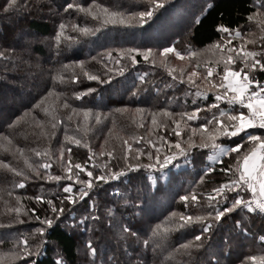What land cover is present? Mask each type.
I'll use <instances>...</instances> for the list:
<instances>
[{
  "label": "trees",
  "instance_id": "trees-1",
  "mask_svg": "<svg viewBox=\"0 0 264 264\" xmlns=\"http://www.w3.org/2000/svg\"><path fill=\"white\" fill-rule=\"evenodd\" d=\"M147 2L96 0L97 5L118 12L144 11ZM66 3H79L87 8L92 0H17V7L7 12L3 11L7 0H0V50L6 55L12 53L7 60L0 58V161L3 162L0 164V225H3L0 227V240L4 241L0 244V252L10 253L20 237L28 239L34 251L35 245L43 239V251L33 257L37 259V264H55L60 257L65 264H91L93 258L85 250V242L91 238L94 246L98 245L97 264L102 258L112 255L120 257L121 261L128 259L131 264H209L212 254L221 264H264V241L260 239L264 236V214L248 213L237 208L226 213L210 233L201 237L200 242L194 240V236L201 231V224L195 218L206 216L210 210L204 194L229 178L219 170L222 166L236 163L228 156L222 158L223 165L219 162L213 164L209 156L219 157L220 154L218 150H213L210 142L208 148L193 149L187 160L177 156L163 167L161 160V164L154 169L126 170V175L121 176L119 181L99 183L84 201L76 205L65 201L64 214L55 218L50 227L46 226L43 237L36 231L43 226L42 221L46 217H54V214L47 203H38L32 197L44 195L46 200L51 199L60 207V192L66 183L64 180L41 179L45 174L41 167L44 163L52 164L48 170L51 174L64 175L57 161L63 149V162L67 166V148H71V163L86 165L95 176L99 170L92 166L88 148L96 153L113 151V156L118 158L122 154L124 140L133 144V150L143 147L137 137H143L145 142L152 139L158 144L160 135L175 140L176 137L161 127L164 124L171 126V120L161 115L160 111L166 109L173 114V118H179L180 113L214 102L211 93L207 101L196 97V89L186 81L187 73L195 69L200 75L194 79L203 91L209 85L207 80L202 79L206 75L204 65L222 71L223 64H216L220 51L212 49L218 41L228 38L227 34L218 31L219 25L239 29L243 40L234 38L233 45L244 43L246 50L256 52L264 48V32L261 31L264 28L261 24L264 20V0H195V4L187 0L190 7L189 11L188 8L184 11L187 26H182L179 20L183 11L175 15L183 0H164V6L157 9L147 23L139 24L134 20L130 25L109 24L94 36L73 31L71 23L95 28L99 21L75 9L65 12ZM92 10L97 11L95 7ZM250 15L255 19L249 21ZM62 20L68 22L69 27L57 44L55 36ZM170 29L179 30L169 33ZM69 36L75 37V40L68 41ZM22 39H27V42ZM173 45L184 59L177 58L175 52L161 54L164 47ZM123 46L155 48L159 54L156 64L144 61L137 54L139 63L126 65L121 61L123 75H114L110 82L101 84L87 79L84 73L107 79V69L100 61L103 59L112 67L106 59V52L112 50L114 56L115 50ZM189 51L196 55L189 57ZM211 51H215L213 55ZM81 61L84 62L83 67ZM64 65L68 67L64 68ZM181 70L183 83L180 80ZM216 71L213 72V80L218 79ZM73 73L78 79H72ZM144 73L148 75L141 82L139 76ZM57 76L64 79H56ZM174 76L176 79H173ZM256 76L264 81V74L257 72ZM53 81L60 85L53 87ZM88 89L94 91L88 92ZM81 92L85 95L77 99L76 94ZM65 101L70 108L63 107ZM220 107L229 106L222 101ZM138 108L143 111L137 112ZM85 112H88L87 120ZM99 113L101 119L97 122L95 116ZM150 113L157 114V125L151 123ZM69 115L72 116L70 121ZM204 115L205 112L200 113L201 117ZM54 123H57L55 129L52 128ZM189 123L195 128L200 121ZM246 131L264 135V130L258 127ZM53 132L55 135H52ZM186 132L187 129L181 133L184 140L188 139ZM65 135L72 139L65 140ZM240 135L244 136V133ZM198 136L199 133L193 137L197 143ZM73 140H80V145L77 146ZM216 143L227 146L228 141L219 138ZM33 150L46 155L36 157ZM163 151L161 148L162 154ZM105 160L106 157H97L96 163L101 164ZM140 162L147 165L149 160L142 156ZM124 164V161L114 159L110 167L112 171H117ZM30 165L36 167L39 176ZM207 166L217 170L204 173L203 169ZM13 168L15 172L11 171ZM80 175L81 179H88L86 173L81 172ZM238 175L236 173L231 178L236 179ZM21 180L25 184L23 188L17 187ZM114 188L119 189L118 194H113ZM192 195H196V202L192 201ZM182 196L189 197L187 207L181 200ZM89 202H94V212L90 211ZM17 207L21 208L20 213L13 211ZM32 208L36 209V213L30 211ZM89 214L99 216V220L87 225L90 231H85L84 225L74 224L73 215L79 220ZM181 214L191 216L193 222L185 223L183 228L177 227L181 223ZM34 215H39L40 220L32 218ZM237 220L241 222L240 226H237ZM122 225L135 232L136 237H121ZM241 228L246 231H241ZM154 230L156 235H153ZM145 240L147 245L143 243ZM201 242L202 247L193 246ZM182 245L188 247L183 248ZM252 256L257 259L251 260ZM23 258L10 264H24L29 259Z\"/></svg>",
  "mask_w": 264,
  "mask_h": 264
},
{
  "label": "snow or ice",
  "instance_id": "snow-or-ice-1",
  "mask_svg": "<svg viewBox=\"0 0 264 264\" xmlns=\"http://www.w3.org/2000/svg\"><path fill=\"white\" fill-rule=\"evenodd\" d=\"M164 6V0H148L146 4V10L139 12H118L111 11L110 9L104 7L103 5H97L96 0H92V3L84 8L81 4L76 3H66L65 12L69 9H75L77 12H85L90 14L95 20L99 21V24L95 28H89L87 26L81 27L78 24L71 23V29L79 34L86 36H94L97 32H100L101 28L107 27L109 24H131V21L135 19L139 24H145L149 19H151L155 11ZM264 6V5H262ZM17 7V0H7L6 6L3 11L7 12L11 9ZM97 11H93V8ZM255 19V16L250 15L248 17L249 21ZM199 23V20H197ZM264 24V20L261 21ZM69 23L61 21L58 25V32L55 36V42L59 44L61 35L68 29ZM218 31L227 34V39L223 42L218 41L215 45L216 49L220 51V58L216 61V64H223L222 71H216L215 67H209L207 64L204 65L206 75L202 77L209 82L208 87L201 91L200 85L197 84L194 77L200 75L195 69L187 73V83L191 87L195 88V96L202 97L205 101L208 100L209 93L212 94L214 102L205 103L203 107H194L191 112H183L178 114L179 118H173V114L168 112L166 109H161L160 114L167 116L171 120V126L164 124L161 127L165 128L166 131L170 132L171 135L176 137L175 140H169L166 135L159 136V144L153 142L152 139H148L146 142L143 137H137L143 147H137L133 150V144L129 143L127 140L123 141V151L120 157H114L113 151H100L98 153L93 152L91 148H88V158L92 163V166L99 170V174L93 175V171L89 170L86 165H81L76 163L73 165L71 163V148H67L68 164L64 165L63 157L64 151H60V159L57 161L60 167H62L64 175H54L48 170L52 168L51 163H44L41 167L45 170L44 176L41 179L47 181L60 182L61 180L66 181L61 192L59 203L60 207L51 199L45 198L44 195H36L32 199L36 200L38 203L44 202L50 208L51 213L54 217H46L42 221L41 227L36 231L40 233L41 237L46 233L47 227H50L55 218H59L64 214L65 201L70 202L72 205H76L80 201H84L86 197H89V193L99 186V183L109 184L112 181H119L120 177L126 175V170L140 169L142 167H147L154 169L158 164L161 167L169 164L171 161L175 160L177 156H182L186 160L188 155L193 149L208 148L209 142L213 150H218L220 156L215 155L209 156V160L213 164L219 162L223 165V157H232L236 163L231 166H222L219 170L223 172L229 178L225 183L220 184L217 187L212 188L210 193L204 194L207 199V204L210 210L207 211L206 216H197L195 220L201 224V231L198 235L194 236V240L197 242L201 241V237L207 233H210L211 229L216 223H218L222 218L225 217L226 213H231L237 208H242L248 213H261L264 214V135H255L247 132V129H264V81L257 78L256 73L260 72L264 74V48H261L259 52L246 50L245 44L241 43L239 46L232 44V39L240 38L243 40V36L239 29L232 30L225 25H219ZM264 32V28L261 29ZM68 41H74L75 37H67ZM264 39V37H262ZM254 43V41H253ZM117 55L113 57L112 50L106 52V59L108 62L114 63L116 67L109 68V64L105 60H101L100 63L105 69H107V79H101L100 75H88L87 79L98 81L101 84L108 83L113 79V75H123L124 66L121 65L122 60L128 61L131 65H136L139 63L137 60V54L141 55L143 60L151 64H156V60L153 57V49L146 48H131V49H116ZM175 52L176 56L180 59H184V56L176 51L175 45L164 47L161 54H167ZM12 53L9 52L6 55L5 51L0 50V58L7 60ZM189 57H194L196 53L189 51L187 53ZM92 59H96L93 57ZM83 61L80 62L81 67H83ZM67 68V65L63 66ZM198 68L199 65L197 64ZM216 71L217 80H213V72ZM171 73L172 70L169 69ZM148 73H144L139 76L141 82L145 80ZM56 79L63 80L61 76H57ZM73 80L78 79L77 76L73 75ZM173 79H176L174 76ZM180 80L184 82L183 70H181ZM88 92L94 91V89H88ZM85 93H77V99L83 97ZM227 102L228 108H221V102ZM195 104L196 101L194 100ZM232 106H238L233 108ZM64 108H70L71 106L65 101L63 104ZM47 111V109H45ZM137 112H142V109H137ZM72 112H76V109H72ZM201 112H205L206 115L200 116ZM85 120L88 118V112L84 113ZM151 123L157 125V114L150 113ZM72 116H68L70 121ZM97 122L100 121L101 115L97 114L95 116ZM189 121H200L198 127H192ZM57 123H60L57 121ZM57 123L52 124V128L57 127ZM143 126V125H141ZM78 127V125H77ZM187 129L185 135L188 139L184 140L181 133ZM111 131V130H110ZM199 133L197 143L194 136ZM240 133H244L241 136ZM55 135V132L52 133ZM224 138L228 141L227 146L216 143L217 139ZM229 138H237V140H231ZM72 139L65 135V140ZM73 142L79 146L80 140H73ZM88 147V145H84ZM161 148L164 149L163 154ZM21 152L23 150H20ZM36 157H42L46 153H41L40 151L33 150ZM147 157L149 163L143 165L140 162V157ZM104 158L106 160L101 163H96V158ZM134 158V159H133ZM114 159H119L125 162L124 167L119 168L117 171L111 170V163ZM132 160L131 163L129 161ZM3 162L0 161V164ZM34 172H39L36 167L31 166ZM75 169V171H74ZM217 169L213 166H207L203 169L204 173H213ZM11 171L15 172L13 168ZM81 172L86 173L88 179H81ZM239 173L236 179H232ZM23 176V173H20ZM201 180H203V175H201ZM25 186L24 181L17 185L19 188ZM78 186V187H77ZM74 188L76 189L74 191ZM119 189L114 188L113 194H118ZM247 196V198H245ZM231 197V198H230ZM193 202L197 201L196 195L191 197ZM181 200L185 201V207L189 201L188 196H182ZM227 204L228 206L222 207ZM91 212L95 211L94 202H89L88 205ZM222 209V210H221ZM13 211L16 213L21 212V208L17 207ZM32 213H36V209H30ZM111 210H109L110 212ZM175 215V213L173 214ZM32 218L40 220L39 215H34ZM99 220V216L91 215L81 216L79 220L73 215V222L76 226L84 225L85 231H90L87 225L92 221ZM181 223L177 224V227L183 228L185 223H192L193 218L191 216L180 215ZM111 223V222H110ZM237 226H240L241 222L236 221ZM3 227V225H0ZM159 225L157 229H159ZM241 231H246V229L241 228ZM153 235H156V230L153 231ZM120 236L126 238L128 236L136 237V233L131 231L127 226L122 225ZM138 238V237H137ZM261 241H264V236L260 237ZM4 241L0 240V244ZM147 245L148 241H143ZM45 241L40 240L38 244L35 245L34 251L32 246H30L28 239L23 237L17 238L16 245L8 254H0V258L4 255L10 256L13 259H20L21 257H27L28 260L24 261V264H37V259L33 258L39 256L43 251ZM196 248L203 246L202 242L193 245ZM181 247L187 248L188 245H182ZM85 250L89 256L93 258L91 264H97L96 257L99 255L98 245L94 246L93 239L89 238L85 242ZM126 251V249H125ZM251 260L255 261L257 258L255 256L250 257ZM55 264H65L62 257L55 261ZM100 264H131L130 260L124 259L121 261L120 257L116 255L107 256L106 259H101ZM209 264H221V261L216 258L215 254H212Z\"/></svg>",
  "mask_w": 264,
  "mask_h": 264
},
{
  "label": "rangeland",
  "instance_id": "rangeland-1",
  "mask_svg": "<svg viewBox=\"0 0 264 264\" xmlns=\"http://www.w3.org/2000/svg\"><path fill=\"white\" fill-rule=\"evenodd\" d=\"M195 2V0H191V3L193 4ZM195 4V3H194ZM189 4H187V0H183V3H182V5H179V9L177 10V12L175 13V15H178L180 12H182L183 11V13H181L182 15L180 16V18H179V20L181 21V25L182 26H187V24H188V19H186L187 17H186V15H185V13H184V11H186L185 9L186 8H188V11H189V9H190V7L188 6ZM192 8V7H191ZM179 12V13H178ZM135 19H133L132 21H131V23H133V21H134ZM172 29H170L168 32L169 33H176V32H178V30H172ZM23 40V39H22ZM23 42L24 43H26L27 42V39H25V40H23ZM214 45H216V44H214ZM132 47H125V46H123V47H121L120 49H125V50H127V49H131ZM151 48V47H150ZM144 49H146V48H144ZM151 49H153V57H151V58H154V59H156V57H157V55H159L158 54V52L157 51H155V48H151ZM212 49H214L215 50V46H213L212 47ZM216 51H218V50H216ZM116 52V51H115ZM214 52L215 51H211L210 53L213 55L214 54ZM173 52H171V53H169V54H172ZM200 54V53H199ZM117 55V53H115V55L113 56V57H115ZM200 56H203L202 54H200ZM203 57H207L206 55H204ZM177 58H179V57H177ZM208 58V57H207ZM122 62H124L126 65L127 64H129V62L128 61H126V60H122ZM111 63V62H110ZM112 64V67H109V68H114V67H116V65L114 64V63H111ZM30 72H33V73H35V72H39L38 70H35V71H33V70H29ZM74 75V73L72 74V76ZM114 76V75H113ZM53 83H54V85H53V87H55V85L56 86H59L60 84L58 83V82H55V81H53ZM100 114V113H99ZM0 254H2L1 252H0ZM6 254V253H5ZM22 259H24L23 257H21L20 259H13V258H10V256H8V255H4L3 256V258H0V262L1 263H12V261H20V260H22Z\"/></svg>",
  "mask_w": 264,
  "mask_h": 264
},
{
  "label": "built area",
  "instance_id": "built-area-1",
  "mask_svg": "<svg viewBox=\"0 0 264 264\" xmlns=\"http://www.w3.org/2000/svg\"><path fill=\"white\" fill-rule=\"evenodd\" d=\"M262 130H264V129H262Z\"/></svg>",
  "mask_w": 264,
  "mask_h": 264
}]
</instances>
